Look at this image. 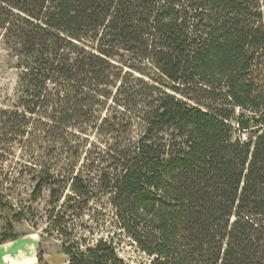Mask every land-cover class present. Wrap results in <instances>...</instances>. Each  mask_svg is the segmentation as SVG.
<instances>
[{
    "label": "trees",
    "instance_id": "trees-1",
    "mask_svg": "<svg viewBox=\"0 0 264 264\" xmlns=\"http://www.w3.org/2000/svg\"><path fill=\"white\" fill-rule=\"evenodd\" d=\"M0 40V157L65 264H264V0H0Z\"/></svg>",
    "mask_w": 264,
    "mask_h": 264
},
{
    "label": "rangeland",
    "instance_id": "rangeland-1",
    "mask_svg": "<svg viewBox=\"0 0 264 264\" xmlns=\"http://www.w3.org/2000/svg\"><path fill=\"white\" fill-rule=\"evenodd\" d=\"M14 63L15 61L8 55L0 40V108L3 109L7 107L5 105L14 104L18 95V71L14 68ZM95 140L101 142L102 145L107 141L103 136ZM42 146L47 148L50 144L42 142ZM12 151L13 155H1L0 157V197L1 190L5 195L10 193L15 197L9 201L13 205L11 210L0 207L1 232L7 234V224H11V235L17 238L7 249L12 253V262L13 264H31L34 254L36 257L37 251L41 250L44 252L43 260L46 264H65V258L60 253V242L56 232L53 231L52 237L42 234L49 223L46 215V212L50 210L48 193L44 192L35 203L27 202V196L30 193L27 184L28 177L20 174L27 158H20L19 147ZM11 189L12 192H10ZM0 200L3 199L0 198ZM16 213L22 214L23 217L18 223L12 220L13 214ZM66 220L71 227L83 224L92 228L99 220V216L92 207H86L84 211H70ZM122 253L131 255V249L127 247Z\"/></svg>",
    "mask_w": 264,
    "mask_h": 264
},
{
    "label": "crops",
    "instance_id": "crops-1",
    "mask_svg": "<svg viewBox=\"0 0 264 264\" xmlns=\"http://www.w3.org/2000/svg\"><path fill=\"white\" fill-rule=\"evenodd\" d=\"M10 245H12V242H7L0 245V264H13L12 253L7 250ZM36 261L37 260L34 254L31 264H36Z\"/></svg>",
    "mask_w": 264,
    "mask_h": 264
},
{
    "label": "bare ground",
    "instance_id": "bare-ground-1",
    "mask_svg": "<svg viewBox=\"0 0 264 264\" xmlns=\"http://www.w3.org/2000/svg\"><path fill=\"white\" fill-rule=\"evenodd\" d=\"M18 250H20V248L18 249ZM18 253V252H17ZM21 254V253H20ZM25 254V253H24Z\"/></svg>",
    "mask_w": 264,
    "mask_h": 264
}]
</instances>
